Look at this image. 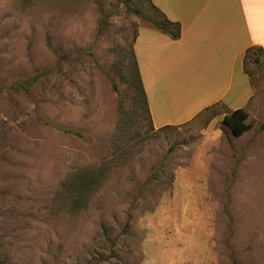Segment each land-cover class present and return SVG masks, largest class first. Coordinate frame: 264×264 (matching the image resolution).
I'll list each match as a JSON object with an SVG mask.
<instances>
[{"label":"rangeland","instance_id":"1","mask_svg":"<svg viewBox=\"0 0 264 264\" xmlns=\"http://www.w3.org/2000/svg\"><path fill=\"white\" fill-rule=\"evenodd\" d=\"M152 5L0 0V264H264V50L244 62L249 104L240 69L222 101L175 71L152 127L129 73ZM100 167L71 209L64 181Z\"/></svg>","mask_w":264,"mask_h":264},{"label":"crops","instance_id":"2","mask_svg":"<svg viewBox=\"0 0 264 264\" xmlns=\"http://www.w3.org/2000/svg\"><path fill=\"white\" fill-rule=\"evenodd\" d=\"M166 16L181 24L178 39L153 27L139 29L134 51L146 90L150 112L156 127L158 100L169 106V96L180 91H168L165 82L175 71L183 73L184 82H201V76L215 79L211 90L218 94L217 100L225 99L233 88L237 69L241 79L250 80L248 103L254 93L249 75L244 70V54L248 47L264 48V0H151ZM146 68V69H145ZM146 71V75H145ZM182 78V79H183ZM215 83V85H214ZM218 88V89H216ZM168 96L165 100V97ZM228 111L242 108L223 102ZM208 107V106H207ZM206 108V107H205ZM203 108V109H205ZM196 109L180 122L189 121L199 114ZM188 114V112H187Z\"/></svg>","mask_w":264,"mask_h":264},{"label":"trees","instance_id":"3","mask_svg":"<svg viewBox=\"0 0 264 264\" xmlns=\"http://www.w3.org/2000/svg\"><path fill=\"white\" fill-rule=\"evenodd\" d=\"M152 6L158 13V17L150 19L153 23V28L169 34L174 39H178L181 35V24L177 21L170 20L166 14L154 4ZM257 50H264V48L257 45L248 47L244 54V62L250 59L251 55H256L254 60L259 61ZM129 73L131 75V81L137 90L138 99L136 101L141 104L142 109H144L146 115L149 117V121L153 127V119L134 47ZM213 106L214 105L208 106L205 110ZM247 117V110L245 108H238L229 113H225L223 116V122L230 126L235 135H240L249 127V122L246 121ZM62 130L64 132L72 133V129L68 127H62ZM103 175H105V172L102 167L81 168L64 181L63 192L66 194L71 209L76 211L80 210L88 203L91 195L100 184Z\"/></svg>","mask_w":264,"mask_h":264}]
</instances>
